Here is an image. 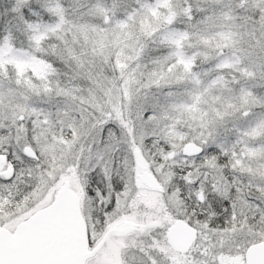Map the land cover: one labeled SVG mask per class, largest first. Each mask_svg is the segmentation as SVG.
I'll return each instance as SVG.
<instances>
[{
	"label": "snow or ice",
	"instance_id": "1",
	"mask_svg": "<svg viewBox=\"0 0 264 264\" xmlns=\"http://www.w3.org/2000/svg\"><path fill=\"white\" fill-rule=\"evenodd\" d=\"M0 264H264V0H0Z\"/></svg>",
	"mask_w": 264,
	"mask_h": 264
}]
</instances>
